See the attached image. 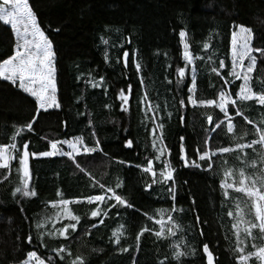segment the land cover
<instances>
[{
  "label": "trees",
  "instance_id": "16d2710c",
  "mask_svg": "<svg viewBox=\"0 0 264 264\" xmlns=\"http://www.w3.org/2000/svg\"><path fill=\"white\" fill-rule=\"evenodd\" d=\"M29 3L53 45L56 98L60 107L37 112L34 97L10 81L0 79V145L12 143L11 138L18 128L33 123L32 132L25 127L23 139L17 137L18 147L28 142L29 151L38 153L50 150L49 141L82 136L90 147L95 146L98 139L102 151L76 157V163L84 171L66 156H30V187L37 192L32 198L12 195L15 187L21 184L18 160L11 162L10 169H0V264H19L29 251H37L45 259L51 256L57 264H71L76 256H83L87 264H160V261L169 264L173 251L170 245L179 236L163 240L146 232L140 237L138 247L136 241L143 227L159 229L144 213L153 215L159 209H170L173 204L166 188L159 184L146 191L151 176L135 167L137 164L146 166L147 159L156 155L151 135L154 125L149 118L152 113L146 117L144 105L140 103L145 92L154 105L161 106L157 120L164 124L163 143L171 151L162 161L170 160L176 169V206L182 207L184 212L173 213V216L187 229L184 235L197 248L195 256L185 258L184 264H207L204 243L217 258L214 264H235V238L231 232L232 220L227 216L234 206L231 200L222 203L224 197L219 185L224 168L241 167L237 160L239 153L218 154L213 157V170L203 171L185 167L180 149L183 145L190 161L196 160L207 167V162L199 161L197 149L216 150L235 147L237 142H249L255 138L254 125L244 117L264 126V106L254 101H238L244 115L236 116V108L229 105L233 133L227 132V121L212 131L224 119V114L218 108L193 107L187 103L190 71L177 89L176 68L184 66L179 33L183 30L188 34L187 41L195 56L205 57L203 61H196V98L217 99L223 88L232 91L235 99L241 81L225 85L223 79L211 73L212 65L207 57L214 54L217 65L220 59L225 61L226 68L221 70V76H225L230 69L231 33L236 25L250 28L252 46L264 49V0H29ZM102 38L109 44L105 45ZM205 43L210 45L206 51ZM14 45L11 26L0 22V61L13 54ZM124 51L129 53L128 67L124 66ZM105 52L109 54L108 61H105ZM253 55L258 61L252 84L253 89L259 91L264 88L261 83L264 81V57L255 52ZM137 61L141 64L139 73L135 68ZM100 77H104L101 87L93 88L86 83L89 79L98 81ZM129 84L132 86L129 110L124 112L118 94L121 89L127 92ZM180 99L186 101L183 108L178 104ZM208 115L213 116L212 123L208 122ZM157 134H160L159 129ZM127 139L133 140L132 149L124 147ZM246 151L250 160L256 158L251 149ZM225 159L227 165L223 164ZM154 167L159 171L163 164L154 160ZM97 181L113 188L121 182L122 187L116 192L128 199L134 208L117 207L107 217L92 218L90 213L96 204L84 200L73 203L69 207L81 218L76 232L69 230L67 240L58 235L55 238L45 236L41 243L36 238L35 224L45 217H54L56 210L49 202L61 198L57 192L69 200L99 195L102 190L98 185L93 187ZM238 195L231 193L233 198ZM101 218L103 224H99ZM67 223L68 220H62L56 223V228ZM93 223L98 227L92 228ZM120 225L125 226V234L121 244L116 245L110 238L114 240L112 232ZM52 230V223L44 229ZM86 230H90L88 234ZM30 234L33 236L31 244L27 239ZM256 243L264 241L258 239ZM61 246L72 253L71 256L67 251L61 253L63 261L53 251ZM123 247L129 250L119 251ZM172 264L177 262L172 261Z\"/></svg>",
  "mask_w": 264,
  "mask_h": 264
},
{
  "label": "snow or ice",
  "instance_id": "6c2138e0",
  "mask_svg": "<svg viewBox=\"0 0 264 264\" xmlns=\"http://www.w3.org/2000/svg\"><path fill=\"white\" fill-rule=\"evenodd\" d=\"M0 22L4 25H10L17 37V43L14 54L6 59L0 61V79L10 81L13 85H17L25 93H28L35 98L37 103V112L39 110L47 111L48 108L60 107L57 98V86H56V67H55V52L53 51L52 42L45 35V31L41 28L37 16L33 11L29 0H2L0 2ZM236 29L231 33V47L230 57L231 66L225 76H221V70L226 68L225 61L220 59L218 65L216 60L213 59V55L207 57V61L212 65L211 73L215 74L224 80V84H235L236 81L242 83L238 86V91L235 92V99L233 98V92L221 88L217 99H206L198 100L195 96L197 90L196 73L197 66L196 61L205 59L204 56H195L190 50V44L187 41V33L183 30L180 31L179 36L181 43L183 44V67H177V89L179 85L184 81L186 72L191 73V86L187 88L189 95L187 96V103L193 107L201 106L205 108H218L220 112L224 114V119L220 120L212 131L220 128L221 125L227 121V132L233 133L234 123L233 116L229 114V105L236 108L235 115L243 116V111L238 106L239 102H250L254 101L260 106H264V88L259 91L253 89V72L256 70L258 57L253 53H259L260 57H264V49L254 48L252 46L253 33L252 30L244 25H236ZM103 40L105 45L109 44L108 40ZM130 43V41H128ZM122 48L123 45H120ZM204 50H208L210 45L205 43L203 45ZM129 53L124 51V66L128 67ZM109 54L105 52V61H108ZM247 61V64L245 63ZM119 62V59L117 60ZM171 67V65H169ZM136 71H141L140 62H135ZM86 83L90 84L91 87H101L104 83V77H100L98 81L89 79ZM172 83L171 80L168 81ZM264 84V81L261 82ZM141 84H143V78H141ZM132 86L128 85V90L125 92L121 89L118 94V99L121 104V111L127 112L129 110V101L131 96ZM140 103L144 105L145 116L148 113H152L149 117L153 123L151 130L152 135V148L156 155L153 159H147L146 166L135 165L137 168H141L142 172L151 176V182L146 184L145 190H152L153 185H161L166 188L167 194L173 201L170 209H159L153 215H149L147 212L144 213L149 221H153L154 224L159 226V229H153L150 227H143L138 235L136 236L137 247L139 246L140 237L146 232H152L158 239L171 240L172 237L179 236V239L173 241L170 247L173 249L169 264L172 261H176L177 264H184V259L193 257L196 254L197 248L191 244L188 238L184 235L187 229L178 222L177 218L173 216V213H183L182 207L176 206L177 200V189L175 185L174 172L176 169L173 167L170 160H163L162 157L170 156L171 151L167 149V146L163 143V128L164 124L161 121L158 122L157 117L160 113V105L153 104L148 99V94L145 92ZM178 104L181 108L186 106L185 99H180ZM106 107H108L106 105ZM171 113L168 116L171 117ZM249 124L254 125V137L247 143H235V147H220L216 150L206 148L204 151L197 149L199 161L207 162V167H203L201 163L196 160H189L187 153L181 145V156L180 159L184 162L185 167H195L202 169L203 171L213 170V157L218 154L234 153L238 152L237 160L240 162L241 167H226L223 170V178L220 181V189L224 197L225 203L232 201L234 210L232 208L227 212V216L232 220L231 232L235 238V246L233 248L235 264H264V243L257 244L256 241L259 239L264 241V126L255 124L254 121L244 117ZM183 120V117H181ZM207 120L212 123L213 116L208 115ZM91 123V122H90ZM26 127L28 132H32L33 123H28L26 126L18 128L12 136V143L8 145H0V169H10L11 162L18 160L19 168L18 173L21 175L20 186L15 187L12 195L15 197L20 194L23 198H32L37 196V192L34 188L30 187V181L32 178L29 159L38 157H56L66 156L76 163V157L84 154H91L97 151H102L100 147V141L97 139L95 146H88L84 142L82 136L73 137L66 140H52L49 141L50 150L42 152H30L29 143L23 142L21 147H18L16 142L17 137L23 139L24 128ZM160 130V134H157V130ZM125 131H127L125 129ZM93 136L95 133L93 132ZM183 140V137H181ZM207 143V141H206ZM64 145L69 150H64ZM134 142L131 139L125 141L124 147L132 149ZM251 149L255 154L256 158L249 159V153L246 151ZM154 160L161 162L163 167L156 170L154 167ZM123 164L125 161H119ZM223 164L227 165L228 161L225 159ZM76 167L81 171H84L80 167L79 163H76ZM6 178V177H5ZM171 182V183H169ZM98 187L102 190V194L89 195L84 197L83 200L88 204H96V208L90 213L92 218L96 217H107L112 209L117 207L122 208H134V205L129 202L124 196L118 194L116 189L122 187L121 182H117L115 188L112 186L106 187L103 183L98 181L93 184V187ZM239 194L233 198L231 193ZM109 193L111 195H109ZM57 196L61 197L57 201L49 202L51 208L55 209L54 217H45L39 220L35 224L36 238L43 243L45 236L55 238L57 235L63 237L65 240L68 239L70 231L75 233L77 225L80 223V217L75 215L69 205L73 203H81L82 200H69L62 198V193L57 192ZM242 197V198H241ZM114 201V203H110ZM195 203V201H193ZM103 204L105 207L101 208ZM119 214V213H117ZM159 218H156V217ZM68 220L69 223L63 224L60 228H56V223ZM196 222H200L199 215L196 216ZM49 223H52V231H44ZM104 219L99 220V224H103ZM92 228L98 227L96 223H93ZM90 230H86V234ZM125 234V226L120 225L117 229L112 232L111 240L116 245L121 244V238ZM200 235L204 233L201 230ZM228 239L227 235L225 237ZM28 243H33V236H28ZM127 247L120 248L119 251L127 252ZM60 261L64 260V256L61 253L67 251L68 256L72 253L65 246H61L59 249H53ZM203 253L207 256V264H214L217 258L214 257L213 252L209 249L207 243L203 244ZM57 264V261L48 256L46 259L42 258L37 254V251H29L27 253V259L22 264ZM71 264H87L83 256H76L71 261ZM160 264H164V261H160Z\"/></svg>",
  "mask_w": 264,
  "mask_h": 264
},
{
  "label": "rangeland",
  "instance_id": "374dc122",
  "mask_svg": "<svg viewBox=\"0 0 264 264\" xmlns=\"http://www.w3.org/2000/svg\"><path fill=\"white\" fill-rule=\"evenodd\" d=\"M0 2H2V0H0ZM235 30H238V29H235ZM12 31H13V30H12ZM13 34H14V36H15V45H14V50H13V54H14L15 47H16V43H17V37H16L14 31H13ZM181 47H182V55H183V44H182V43H181ZM245 63L247 64V61H245ZM230 66H231V58H230ZM241 83H242V82H241ZM52 108H54V107H52ZM48 109H50V108H48ZM70 139H71V138H70ZM63 147H64V150H65V151L69 150V149L67 148L66 145H64ZM74 200H77V199H74ZM80 200H83V199H80ZM26 259H27V257L25 258V260H26ZM206 260H207V256H206ZM22 262H23V261H22ZM22 262L19 263V264H22ZM32 264H35V261H33Z\"/></svg>",
  "mask_w": 264,
  "mask_h": 264
}]
</instances>
